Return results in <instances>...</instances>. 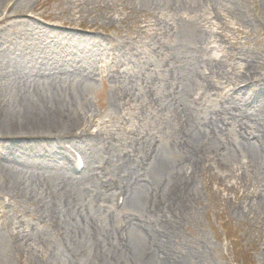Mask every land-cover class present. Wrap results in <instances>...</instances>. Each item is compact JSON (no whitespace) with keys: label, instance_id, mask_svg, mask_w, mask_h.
<instances>
[{"label":"rangeland","instance_id":"rangeland-1","mask_svg":"<svg viewBox=\"0 0 264 264\" xmlns=\"http://www.w3.org/2000/svg\"><path fill=\"white\" fill-rule=\"evenodd\" d=\"M221 2L194 3L190 12L186 4L154 8L140 0H16L13 16L0 22V51L19 37L50 49L90 41L99 60L85 90L95 114L89 132L112 139L109 153L135 157L148 181L157 179L148 159L153 145L173 164L187 149L199 157L187 180L189 203L177 209V246L184 249L180 238L204 252L194 264H264V159L246 145L257 135L264 144V102L243 100L244 83L234 86L252 63L259 69L253 79H264V0H233L231 8ZM195 53L209 61L208 70L191 59ZM62 79L69 87L78 81ZM217 115L221 133L195 134L199 122ZM75 155L81 165L86 157ZM97 170L104 183L117 179ZM122 199L108 192L98 202L124 227L144 213ZM59 222L42 203L15 204L0 194V264H46L64 236Z\"/></svg>","mask_w":264,"mask_h":264},{"label":"bare ground","instance_id":"bare-ground-1","mask_svg":"<svg viewBox=\"0 0 264 264\" xmlns=\"http://www.w3.org/2000/svg\"><path fill=\"white\" fill-rule=\"evenodd\" d=\"M212 1L140 0L154 8L186 4L190 12L197 7L194 3L208 5ZM221 1L231 8L233 0ZM14 2L0 0V22L13 16ZM37 40L14 38L0 51V194L15 204L42 203L47 214L60 221L64 236L46 264L202 262V250L178 238L184 245L179 248L173 235L182 218L178 210L189 203L187 180L198 167V155L187 149L190 154L173 164L153 145L148 159L153 176H157L152 179H157L146 180L135 157L109 153L112 139L100 129L92 135L87 128L95 114L85 90L93 76V62L99 60L90 41L59 43L57 49H50ZM18 50L19 61H10L9 55ZM192 55L198 66L208 70V60ZM257 70L255 63L245 66L234 86L244 83L238 90L242 99L263 103L264 79L255 80L252 74ZM64 77L78 81L65 86ZM220 116L199 122L195 134L216 137L224 129ZM252 140L246 143L247 149L264 159L262 138L257 135ZM75 151L86 157L81 165ZM97 168L104 169L106 175L116 174L117 179L104 183ZM108 192L117 199L122 195L121 205L137 206L144 214H133L124 227L119 226L98 202H103ZM133 231L140 238L128 235Z\"/></svg>","mask_w":264,"mask_h":264}]
</instances>
